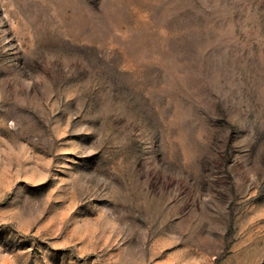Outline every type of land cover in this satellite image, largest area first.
Masks as SVG:
<instances>
[{
	"label": "rangeland",
	"instance_id": "rangeland-1",
	"mask_svg": "<svg viewBox=\"0 0 264 264\" xmlns=\"http://www.w3.org/2000/svg\"><path fill=\"white\" fill-rule=\"evenodd\" d=\"M0 264H264V0H0Z\"/></svg>",
	"mask_w": 264,
	"mask_h": 264
}]
</instances>
